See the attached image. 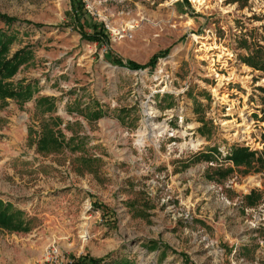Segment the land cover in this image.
<instances>
[{"label":"rangeland","instance_id":"374dc122","mask_svg":"<svg viewBox=\"0 0 264 264\" xmlns=\"http://www.w3.org/2000/svg\"><path fill=\"white\" fill-rule=\"evenodd\" d=\"M78 1V22L103 23L107 44L80 37L69 0H0L15 18L0 19L8 55L31 50L8 80L34 90L22 104L0 100V200L29 219L27 231L0 228V264H264V73L241 61L264 47V0ZM165 48L152 68L108 61L143 64ZM40 95L54 98L65 137H84L82 151L28 144ZM91 99L103 114L87 121ZM235 146L249 166L228 158ZM79 153L99 158L92 171L71 169Z\"/></svg>","mask_w":264,"mask_h":264},{"label":"trees","instance_id":"16d2710c","mask_svg":"<svg viewBox=\"0 0 264 264\" xmlns=\"http://www.w3.org/2000/svg\"><path fill=\"white\" fill-rule=\"evenodd\" d=\"M229 2L237 0H227ZM70 10L68 14L71 16V24L78 31L80 37L87 41H95L98 43L104 42L107 44L106 34L104 31V25L101 22L91 21L90 19L78 22L79 18L77 14L81 15V1L69 0ZM0 19L4 24H10L15 21L14 17L0 14ZM27 23V22H25ZM38 27L40 24H33ZM90 28V33L86 32L83 28ZM14 36L8 34L0 29V100L6 98L14 99L18 104L29 100L34 92L33 84L23 83L22 81H16L12 83L8 80L18 69L21 64H24L31 57V50L27 47H21L16 49L10 55H8V47L12 42ZM167 54V49L158 50L153 53L148 60L143 64H138L132 60H126L122 62L115 57H109L108 61L116 65H122L129 69H143L145 67L152 68L158 57H164ZM241 61L251 66L254 69L260 70L264 73V47L260 44L252 45L249 52L245 56H241ZM34 83V82H33ZM77 98H75L76 100ZM55 105L54 98L52 96L40 95L34 99V111L38 119V130H32V127H28L27 136L28 144H35V151L40 154L60 152L64 149H68L71 153L76 151H82L83 136L73 132L70 136L65 137L59 128L60 118L57 115H53ZM78 106L75 110H78ZM79 113L87 121H93L103 114V110L96 100H89ZM34 134V135H32ZM34 136L32 139L31 137ZM216 151V149H212ZM203 158L209 157L208 155H202ZM228 158L234 165L249 166L252 162L253 155L250 151H247L243 147H232ZM99 158L93 155H86L79 153L73 155L70 161V167L76 173L81 174L83 171H92V167L98 163ZM259 166L264 162V148L260 157L256 159ZM222 176H225L230 172V168H225ZM258 198V191L251 190L248 194L243 196L246 205H252ZM24 213L8 202L0 200V228L7 231H27L29 229V219L23 217ZM99 259H94L84 255L77 256L71 259L67 264H97ZM113 264H133V262L127 258L120 257L113 262Z\"/></svg>","mask_w":264,"mask_h":264},{"label":"bare ground","instance_id":"6f19581e","mask_svg":"<svg viewBox=\"0 0 264 264\" xmlns=\"http://www.w3.org/2000/svg\"><path fill=\"white\" fill-rule=\"evenodd\" d=\"M160 91V90H159ZM167 91V90H166ZM148 112H146V115H147V117H148ZM149 123V122H148ZM148 126H149V124H147ZM151 125V124H150ZM151 127V126H150ZM157 127V129H159V128H161V129H164V124L162 123V124H159V125H157L156 126ZM154 129V128H153ZM153 129H150L151 130V132L153 131ZM143 136L144 135H139V142L141 143L142 142V138H143ZM190 143V142H189ZM192 146H194V144H192Z\"/></svg>","mask_w":264,"mask_h":264},{"label":"built area","instance_id":"2783aa9c","mask_svg":"<svg viewBox=\"0 0 264 264\" xmlns=\"http://www.w3.org/2000/svg\"><path fill=\"white\" fill-rule=\"evenodd\" d=\"M248 211H251V209H249ZM260 225H263L262 223H260Z\"/></svg>","mask_w":264,"mask_h":264}]
</instances>
